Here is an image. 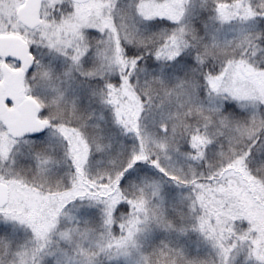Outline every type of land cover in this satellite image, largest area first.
<instances>
[{
  "label": "snow or ice",
  "instance_id": "1",
  "mask_svg": "<svg viewBox=\"0 0 264 264\" xmlns=\"http://www.w3.org/2000/svg\"><path fill=\"white\" fill-rule=\"evenodd\" d=\"M0 99V264H264V0H0Z\"/></svg>",
  "mask_w": 264,
  "mask_h": 264
},
{
  "label": "rangeland",
  "instance_id": "2",
  "mask_svg": "<svg viewBox=\"0 0 264 264\" xmlns=\"http://www.w3.org/2000/svg\"><path fill=\"white\" fill-rule=\"evenodd\" d=\"M182 243H184L192 251V253L195 254V247H196L195 238H192L190 241L189 240L182 241Z\"/></svg>",
  "mask_w": 264,
  "mask_h": 264
},
{
  "label": "water",
  "instance_id": "3",
  "mask_svg": "<svg viewBox=\"0 0 264 264\" xmlns=\"http://www.w3.org/2000/svg\"><path fill=\"white\" fill-rule=\"evenodd\" d=\"M3 104V99H0V105H2Z\"/></svg>",
  "mask_w": 264,
  "mask_h": 264
},
{
  "label": "trees",
  "instance_id": "4",
  "mask_svg": "<svg viewBox=\"0 0 264 264\" xmlns=\"http://www.w3.org/2000/svg\"><path fill=\"white\" fill-rule=\"evenodd\" d=\"M192 238H195V237H192Z\"/></svg>",
  "mask_w": 264,
  "mask_h": 264
}]
</instances>
